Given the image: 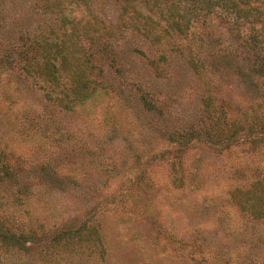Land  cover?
I'll list each match as a JSON object with an SVG mask.
<instances>
[{"label":"rangeland","instance_id":"obj_1","mask_svg":"<svg viewBox=\"0 0 264 264\" xmlns=\"http://www.w3.org/2000/svg\"><path fill=\"white\" fill-rule=\"evenodd\" d=\"M254 208L264 0H0V264H264Z\"/></svg>","mask_w":264,"mask_h":264},{"label":"trees","instance_id":"obj_2","mask_svg":"<svg viewBox=\"0 0 264 264\" xmlns=\"http://www.w3.org/2000/svg\"><path fill=\"white\" fill-rule=\"evenodd\" d=\"M187 1H194V0H187ZM195 1H197V0H195ZM204 2H205V4H206V6H211V7H213V6H223V3L225 2V0H204ZM235 7H239V6H232V8H235ZM243 7H246V8H242V9H237V11H236V14H238V17L241 19V20H249L250 19V16L251 15H254V21H255V13H257V9L256 10H253V9H251L250 7H248V6H243ZM260 17V16H259ZM259 17H258V19H259ZM183 18H185V16L183 15ZM257 18H256V20H258ZM251 44H253L254 46H260L261 44H262V42L260 41H258V40H256V39H251ZM57 56H58V54H57ZM88 98H90V99H92L93 98V95L91 94V92L90 93H88V94H86L85 96H84V99H88ZM256 208H254V213H255V215H257V216H260V217H264V209L261 211V210H258L257 211V213H256V210H255Z\"/></svg>","mask_w":264,"mask_h":264}]
</instances>
